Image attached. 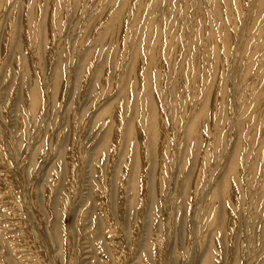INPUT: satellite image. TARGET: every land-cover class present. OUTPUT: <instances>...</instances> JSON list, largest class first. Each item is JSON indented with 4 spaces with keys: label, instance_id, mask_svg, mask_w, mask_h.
<instances>
[{
    "label": "rangeland",
    "instance_id": "rangeland-1",
    "mask_svg": "<svg viewBox=\"0 0 264 264\" xmlns=\"http://www.w3.org/2000/svg\"><path fill=\"white\" fill-rule=\"evenodd\" d=\"M0 264H264V0H0Z\"/></svg>",
    "mask_w": 264,
    "mask_h": 264
}]
</instances>
